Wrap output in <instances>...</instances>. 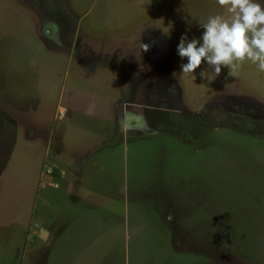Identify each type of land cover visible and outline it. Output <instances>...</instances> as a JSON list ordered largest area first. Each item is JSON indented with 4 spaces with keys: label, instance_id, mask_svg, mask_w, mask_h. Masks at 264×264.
Segmentation results:
<instances>
[{
    "label": "rangeland",
    "instance_id": "1",
    "mask_svg": "<svg viewBox=\"0 0 264 264\" xmlns=\"http://www.w3.org/2000/svg\"><path fill=\"white\" fill-rule=\"evenodd\" d=\"M217 14L0 0V264H264V72L177 52Z\"/></svg>",
    "mask_w": 264,
    "mask_h": 264
},
{
    "label": "clouds",
    "instance_id": "2",
    "mask_svg": "<svg viewBox=\"0 0 264 264\" xmlns=\"http://www.w3.org/2000/svg\"><path fill=\"white\" fill-rule=\"evenodd\" d=\"M217 3L230 16H209L206 22L200 23L203 33L199 38L181 36L177 52L182 59H187V63L180 65L182 72L193 73L206 62L214 69L211 80L221 74L222 67H228V75L236 77L237 62L246 59L264 72V4L258 0H217ZM147 50L146 45L144 51Z\"/></svg>",
    "mask_w": 264,
    "mask_h": 264
}]
</instances>
